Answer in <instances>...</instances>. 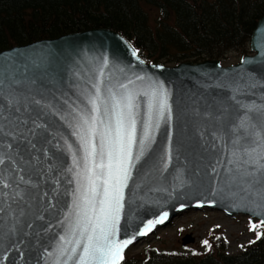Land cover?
<instances>
[{
	"label": "water",
	"instance_id": "95a60500",
	"mask_svg": "<svg viewBox=\"0 0 264 264\" xmlns=\"http://www.w3.org/2000/svg\"><path fill=\"white\" fill-rule=\"evenodd\" d=\"M133 49L136 50L133 44L113 29L90 28L0 50V58L11 59L20 68L21 75L16 79L19 90L12 89V92L20 97L32 96L52 106L51 109H37L41 112L39 116L35 112L31 114L32 120L44 124L47 129L46 133L40 130L38 147L44 151L23 153L32 183L39 186L28 192L42 199L29 200L30 207L22 205L21 209L14 204L10 208V201L3 200L5 211L0 218L4 223L0 228L4 230V243L0 244V264H45L55 259L54 245L63 234L60 221L71 202V196L63 193H70L74 187L69 183L72 173L67 171L73 157L66 144H71L73 151L79 148L68 126L72 120L68 104L87 107V97L95 94L94 85L97 84L101 93L106 94V86L116 88L129 80L133 81L130 87L138 90L148 88L153 82H163L171 93V124L162 123L156 131L150 156L137 165L129 187L124 190L125 207L115 239H132V243L123 249L122 257L130 245L188 209L208 207L229 215H248L264 223V207L259 205L257 198L243 191L239 184L225 186L223 181L225 170L231 167L228 164L231 141L243 135L238 125L246 127L249 119L246 106L264 104V14L251 32V53L243 55L235 64L223 66L217 59L173 66L149 64L137 50L134 56ZM140 76L145 79L138 80ZM37 92L40 95H36ZM3 95L5 100L9 99L7 84ZM8 114L4 112L5 116ZM22 115L27 118V114ZM169 134L172 137L171 161L165 170L162 157L169 147ZM9 144L15 145V141L3 137L0 157L6 163L0 165V174L10 177V170L20 161L14 159L17 149H9ZM29 156L33 162L36 157L40 160L34 172ZM29 178L25 175V179ZM24 187L20 185L21 189ZM57 188L60 195L53 199ZM14 191L15 187H0V192L9 195ZM45 192L47 197H44ZM21 211L25 215L21 216ZM165 212L167 218L155 223ZM10 217H13L11 223ZM16 220L20 221L19 228L8 239V229L15 227ZM149 220L154 222L151 230L145 228ZM141 231L146 234L140 235ZM192 241L190 235L182 239L183 244Z\"/></svg>",
	"mask_w": 264,
	"mask_h": 264
},
{
	"label": "snow or ice",
	"instance_id": "6c2138e0",
	"mask_svg": "<svg viewBox=\"0 0 264 264\" xmlns=\"http://www.w3.org/2000/svg\"><path fill=\"white\" fill-rule=\"evenodd\" d=\"M132 54L136 55L135 49ZM20 75L19 66L11 59L6 61L0 58V144L5 136L13 139L15 145L9 144L8 147L17 149L14 159L20 161L19 165L10 170V177L0 174V187H15L11 195L0 192V217L5 211V198L10 201V208L14 204L17 209H21L22 205L30 207L29 200L42 199L30 196L28 192V189H37L39 186L32 183V174L27 171L28 164L24 163L23 153L29 150L37 153L44 151L38 147L40 130L44 129L46 133L47 129L44 124L32 120L31 114L35 112L39 116L41 112L37 109H51L52 106L42 104L41 100L32 96H16L12 89L19 90L16 79ZM137 79L144 80L145 77ZM6 84L10 93L8 100L3 95ZM131 85L132 80L127 84L121 83L116 88L106 86V94H102L97 84L94 85L95 94L87 97V107L68 104L69 115L72 116L68 126L72 128V135L79 144L77 151L72 150L71 144H66L73 157L72 166L67 171L72 173L69 183L74 184V187L70 193H63L71 196L64 218L60 221L63 234L54 245L55 259L45 261V264H118L123 258V249L132 243V239H115L121 212L125 207L124 190L129 187L137 165L150 156L156 131L162 123L171 124L173 115L171 93L163 82H153L143 90L130 87ZM36 95L40 93L37 92ZM5 111L9 113L8 116L4 115ZM245 113L249 119L246 127L238 125L243 135L231 141L232 151L228 159L231 167L225 170L223 181L225 186L239 184L243 191L255 196L259 205L264 207V104L246 106ZM22 114H27V118ZM28 125H31L30 129ZM171 139L169 134V147L162 157L165 170L171 161ZM21 146H24L22 150ZM28 161L33 172L40 165L39 157L33 162V158L29 156ZM5 163L6 160L0 157V165ZM25 175L30 178L25 179ZM55 183L58 185L59 181ZM20 185H24V189ZM59 195L57 188L52 198L57 199ZM47 196L48 193L45 192L44 197ZM20 215L25 213L21 211ZM167 216L168 213L165 212L155 223H162ZM13 217H10V223ZM3 223L0 218V225ZM153 223L149 220L145 228L151 230ZM19 225L20 221L16 220L15 227L8 229V239L12 238ZM139 234L144 235L146 232L141 231ZM2 243L4 230L0 228V244ZM204 243L207 245L208 242ZM46 255L51 257L52 253Z\"/></svg>",
	"mask_w": 264,
	"mask_h": 264
},
{
	"label": "trees",
	"instance_id": "16d2710c",
	"mask_svg": "<svg viewBox=\"0 0 264 264\" xmlns=\"http://www.w3.org/2000/svg\"><path fill=\"white\" fill-rule=\"evenodd\" d=\"M264 0H0V50L90 28L126 37L148 63L205 58L222 63L249 52ZM223 234L196 254L145 247L142 264H264V233L240 252H227ZM215 249V250H214ZM129 262H127L128 264Z\"/></svg>",
	"mask_w": 264,
	"mask_h": 264
},
{
	"label": "rangeland",
	"instance_id": "374dc122",
	"mask_svg": "<svg viewBox=\"0 0 264 264\" xmlns=\"http://www.w3.org/2000/svg\"><path fill=\"white\" fill-rule=\"evenodd\" d=\"M240 58L236 53H231L230 58L223 63H236ZM220 233L227 241L226 250L234 254L252 242L258 234L264 233V227L258 220H249L246 216H229L213 210L185 211L174 216L165 226L157 229L146 239L136 242L126 251V255L128 258L136 259L139 251H142L145 246L176 249L195 254L194 250L203 252L208 249L213 237ZM186 235H190L193 241L183 246L181 241ZM204 241L208 242L207 245ZM127 262L128 264H142L140 260L131 263L129 259Z\"/></svg>",
	"mask_w": 264,
	"mask_h": 264
}]
</instances>
